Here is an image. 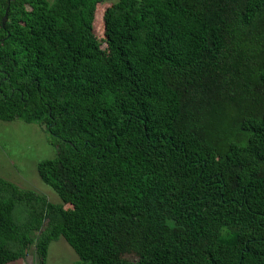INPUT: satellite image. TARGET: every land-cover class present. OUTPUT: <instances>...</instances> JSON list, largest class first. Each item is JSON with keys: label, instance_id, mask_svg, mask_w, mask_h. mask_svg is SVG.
<instances>
[{"label": "trees", "instance_id": "1", "mask_svg": "<svg viewBox=\"0 0 264 264\" xmlns=\"http://www.w3.org/2000/svg\"><path fill=\"white\" fill-rule=\"evenodd\" d=\"M15 119L61 201L0 177V264H264V0H0Z\"/></svg>", "mask_w": 264, "mask_h": 264}, {"label": "rangeland", "instance_id": "2", "mask_svg": "<svg viewBox=\"0 0 264 264\" xmlns=\"http://www.w3.org/2000/svg\"><path fill=\"white\" fill-rule=\"evenodd\" d=\"M111 3L110 1L99 4L98 15ZM98 15L94 27L100 38ZM102 46L104 47L103 43ZM43 128L37 123H27L21 119L0 120V177L22 189L36 192L50 202L60 203V198L41 181L37 172L38 162L56 155V149ZM47 261L48 264H82L76 252L63 237L50 244ZM38 262L35 247L31 246L23 260L13 261L10 264H38Z\"/></svg>", "mask_w": 264, "mask_h": 264}, {"label": "water", "instance_id": "3", "mask_svg": "<svg viewBox=\"0 0 264 264\" xmlns=\"http://www.w3.org/2000/svg\"><path fill=\"white\" fill-rule=\"evenodd\" d=\"M8 9H9V4L6 7L5 13H4L3 18H2V26L3 27L5 26L6 20L8 18Z\"/></svg>", "mask_w": 264, "mask_h": 264}]
</instances>
